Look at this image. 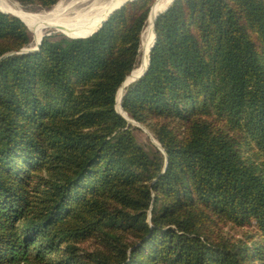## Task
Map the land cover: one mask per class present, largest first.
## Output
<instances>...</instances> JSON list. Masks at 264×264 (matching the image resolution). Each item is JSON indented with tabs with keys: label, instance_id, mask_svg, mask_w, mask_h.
I'll use <instances>...</instances> for the list:
<instances>
[{
	"label": "trees",
	"instance_id": "16d2710c",
	"mask_svg": "<svg viewBox=\"0 0 264 264\" xmlns=\"http://www.w3.org/2000/svg\"><path fill=\"white\" fill-rule=\"evenodd\" d=\"M153 2L31 53L0 11V264H264V0H173L156 17L121 110L162 151L114 109Z\"/></svg>",
	"mask_w": 264,
	"mask_h": 264
},
{
	"label": "bare ground",
	"instance_id": "6f19581e",
	"mask_svg": "<svg viewBox=\"0 0 264 264\" xmlns=\"http://www.w3.org/2000/svg\"><path fill=\"white\" fill-rule=\"evenodd\" d=\"M124 0H62L49 11L32 13L24 11L15 2L0 0V10L17 15L33 35L34 45L42 36L45 29L59 31L65 36H84L94 31L106 14ZM171 0H155L148 14L146 25L140 35L142 52L139 66L124 80V87L119 88L116 94L115 108L119 109V95L123 93L126 84L131 83L145 67L148 49L153 40L152 23L154 17L161 12ZM121 91V93H120Z\"/></svg>",
	"mask_w": 264,
	"mask_h": 264
},
{
	"label": "water",
	"instance_id": "95a60500",
	"mask_svg": "<svg viewBox=\"0 0 264 264\" xmlns=\"http://www.w3.org/2000/svg\"><path fill=\"white\" fill-rule=\"evenodd\" d=\"M131 1H134V0H124L122 3H120L119 5H117L116 7H114L111 11H109L107 14H106V16H105V18H103L102 19V21L100 22V24L98 25V27L94 30V31H92V32H90L89 34H87V35H84V36H75V37H69V38H84V37H88V36H90L92 33H94L99 27H100V25L113 13V12H115L116 10H118L119 8H121L122 6H124L126 3H128V2H131ZM172 1L173 0H171L170 1V3H169V5L172 3ZM169 5H167L161 12H163V11H165L167 8H168V6ZM153 6V5H152ZM150 10H151V8H150ZM1 12H3V13H9V14H11V15H13V16H15V17H17L19 20H21L17 15H15V14H13V13H10V12H6V11H2V10H0ZM150 12V11H149ZM161 12H159L155 17H154V19H153V23H152V29H153V40H152V43H151V45H150V47H149V49H148V53H147V61H146V65H145V67H144V69L138 74V75H136L135 77H133V79H132V81L131 82H133L134 80H136V79H139L141 76H143L144 75V73L146 72V69H147V66H148V55H149V51H150V49L152 48V46H153V43H154V21H155V19H156V17L161 13ZM22 21V20H21ZM23 22V21H22ZM24 23V22H23ZM25 25V24H24ZM26 26V25H25ZM43 36L44 35H42L41 37H40V39L36 42V44L33 46V47H28V48H23V49H21L18 53H31V52H34V51H36L37 49H38V46H39V44H40V41L42 40V38H43ZM68 37V36H67ZM9 54H12V53H8V54H6V55H4V56H7V55H9ZM3 56V57H4ZM2 58V57H1ZM133 71V70H132ZM132 71L130 72V74L129 75H131V73H132ZM128 75V76H129ZM127 77V76H126ZM126 77H125V79H126ZM124 79V80H125ZM124 80H123V82H122V84L120 85V87L119 88H123L124 87ZM128 84H130V83H128ZM128 84H126V85H128ZM119 90V89H118ZM122 96H123V93L121 94V96H120V99H119V102H118V106H119V109L121 110V99H122ZM116 102V101H115ZM114 109H115V111L118 113V114H120L122 117H123V119L127 122V123H130V124H132V125H135V126H137V127H139V128H141V129H143V130H145L144 129V127L143 126H141L140 124H138V123H136V122H134L133 120H131V119H129L127 116H126V114L124 113V112H122L125 116H123L118 110H116V108H115V106H114ZM122 111V110H121ZM151 142L159 149V150H161V148H160V146H159V144L154 140V139H152V137H151ZM162 151V150H161Z\"/></svg>",
	"mask_w": 264,
	"mask_h": 264
},
{
	"label": "rangeland",
	"instance_id": "374dc122",
	"mask_svg": "<svg viewBox=\"0 0 264 264\" xmlns=\"http://www.w3.org/2000/svg\"><path fill=\"white\" fill-rule=\"evenodd\" d=\"M9 1H12V2H15L19 7H21L24 11H27V12H32V13H38V12H42V11H32V10H29V9H27V8H25V7H22L16 0H9ZM59 1H62V0H59ZM58 1V2H59ZM57 2V3H58ZM56 3V4H57ZM155 3V0H154V2H153V4ZM55 4V5H56ZM9 14V13H8ZM145 25H146V23H145ZM145 27V26H144ZM28 29V28H27ZM143 30H144V28H143ZM142 30V31H143ZM28 31H29V29H28ZM29 33H30V36H31V44H30V46L29 47H33L34 46V43H33V35H32V33L29 31ZM52 33H54V34H62V33H60L59 31H55V30H53V29H45V30H43V32H42V35H49V34H52ZM63 35V34H62ZM65 36V35H64ZM140 42H141V39H140ZM139 51H140V55H139V59H138V64H137V67L139 66V64H140V56H141V52H142V47H141V43H140V49H139ZM136 67V68H137ZM118 93V92H117ZM116 93V94H117ZM120 93H121V91H120ZM123 93H124V90H123ZM119 97H120V95H119ZM115 101H116V98H115ZM115 104H116V102H115ZM122 112V111H121ZM132 125V124H131ZM132 126H134V127H136L137 129H135L134 131H133V134H134V136H135V139H136V142L138 143V144H140L141 146H146L147 144H149V143H151V144H153L152 142H151V137H152V135L150 134V132L144 127V129L145 130H143V129H141V128H139V127H137V126H135V125H132ZM142 126V125H141ZM152 139H154L153 137H152ZM154 145V144H153ZM155 146V145H154Z\"/></svg>",
	"mask_w": 264,
	"mask_h": 264
}]
</instances>
